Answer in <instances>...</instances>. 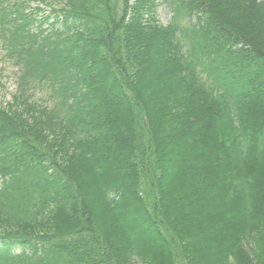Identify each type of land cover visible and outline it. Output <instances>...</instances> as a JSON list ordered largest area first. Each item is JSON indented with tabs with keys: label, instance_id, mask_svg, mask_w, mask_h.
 Listing matches in <instances>:
<instances>
[{
	"label": "trees",
	"instance_id": "trees-1",
	"mask_svg": "<svg viewBox=\"0 0 264 264\" xmlns=\"http://www.w3.org/2000/svg\"><path fill=\"white\" fill-rule=\"evenodd\" d=\"M0 27V264H264V0H0Z\"/></svg>",
	"mask_w": 264,
	"mask_h": 264
},
{
	"label": "rangeland",
	"instance_id": "rangeland-1",
	"mask_svg": "<svg viewBox=\"0 0 264 264\" xmlns=\"http://www.w3.org/2000/svg\"><path fill=\"white\" fill-rule=\"evenodd\" d=\"M155 14L158 21L163 25H168L173 16L170 8L163 2L155 9ZM19 72L17 66L6 58L5 51L0 49V104L6 105L11 102L12 94L17 88ZM38 93L35 98L39 100L41 96ZM45 99H47L46 96Z\"/></svg>",
	"mask_w": 264,
	"mask_h": 264
}]
</instances>
